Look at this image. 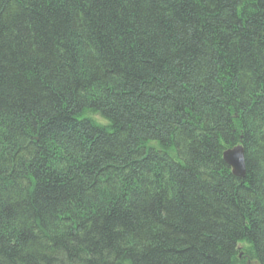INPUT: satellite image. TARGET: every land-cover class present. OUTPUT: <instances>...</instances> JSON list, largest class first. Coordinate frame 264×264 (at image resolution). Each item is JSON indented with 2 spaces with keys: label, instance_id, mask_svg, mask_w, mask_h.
<instances>
[{
  "label": "trees",
  "instance_id": "1",
  "mask_svg": "<svg viewBox=\"0 0 264 264\" xmlns=\"http://www.w3.org/2000/svg\"><path fill=\"white\" fill-rule=\"evenodd\" d=\"M247 262L264 0H0V264Z\"/></svg>",
  "mask_w": 264,
  "mask_h": 264
},
{
  "label": "water",
  "instance_id": "2",
  "mask_svg": "<svg viewBox=\"0 0 264 264\" xmlns=\"http://www.w3.org/2000/svg\"><path fill=\"white\" fill-rule=\"evenodd\" d=\"M224 161L230 166L235 177L243 178L245 174L244 151L241 144L226 149L223 152Z\"/></svg>",
  "mask_w": 264,
  "mask_h": 264
},
{
  "label": "bare ground",
  "instance_id": "3",
  "mask_svg": "<svg viewBox=\"0 0 264 264\" xmlns=\"http://www.w3.org/2000/svg\"><path fill=\"white\" fill-rule=\"evenodd\" d=\"M237 145H238V144H237ZM232 147H233V146H232ZM230 148H231V147H230ZM227 149H228V148H227ZM225 150H226V149H225ZM225 150H224V151H225ZM224 151H223V152H224ZM222 156H223V153H222ZM223 160H224V159H223ZM226 164H227V163H226ZM227 165H228V164H227ZM228 166H229V165H228ZM229 167H230V166H229ZM230 169H231V168H230ZM233 176H234V175H233ZM236 178H238V177H236Z\"/></svg>",
  "mask_w": 264,
  "mask_h": 264
},
{
  "label": "rangeland",
  "instance_id": "4",
  "mask_svg": "<svg viewBox=\"0 0 264 264\" xmlns=\"http://www.w3.org/2000/svg\"><path fill=\"white\" fill-rule=\"evenodd\" d=\"M238 246H239V247H241L242 245H241V244H239ZM247 264H250V263H249V262H247Z\"/></svg>",
  "mask_w": 264,
  "mask_h": 264
}]
</instances>
